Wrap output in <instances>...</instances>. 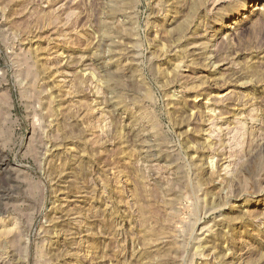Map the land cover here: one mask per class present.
<instances>
[{
  "label": "rangeland",
  "instance_id": "obj_1",
  "mask_svg": "<svg viewBox=\"0 0 264 264\" xmlns=\"http://www.w3.org/2000/svg\"><path fill=\"white\" fill-rule=\"evenodd\" d=\"M0 264H264V0H0Z\"/></svg>",
  "mask_w": 264,
  "mask_h": 264
}]
</instances>
